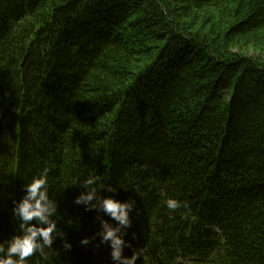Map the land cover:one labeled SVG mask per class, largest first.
I'll list each match as a JSON object with an SVG mask.
<instances>
[{"label": "trees", "instance_id": "obj_1", "mask_svg": "<svg viewBox=\"0 0 264 264\" xmlns=\"http://www.w3.org/2000/svg\"><path fill=\"white\" fill-rule=\"evenodd\" d=\"M261 52L264 0H0V241L48 168L72 248L29 264H114L88 177L135 201L136 264H264Z\"/></svg>", "mask_w": 264, "mask_h": 264}, {"label": "clouds", "instance_id": "obj_2", "mask_svg": "<svg viewBox=\"0 0 264 264\" xmlns=\"http://www.w3.org/2000/svg\"><path fill=\"white\" fill-rule=\"evenodd\" d=\"M48 173L49 169L45 168L34 176L23 186L25 193L23 197L19 201H13L12 215L18 222L19 234L0 241V264H29V258L37 253L46 256L45 250H52L57 238L63 241L65 251L71 250L72 245L65 240V233L58 229L57 221L54 219L58 214V203L49 197ZM99 179L88 177L83 180L79 186L84 191L75 198L74 203L83 205L86 211L95 210L103 213V216L115 222L114 225L102 216H97L100 230L95 234L101 244H106L110 248V258L114 264H136L137 260L142 258L144 249L134 250L131 257L123 255L124 248L131 247L123 237L132 227L130 214L134 210L135 201L121 202L114 197L98 195L94 185ZM103 190L116 192V188L110 185L103 186ZM164 204L170 212H175L182 206V202L173 198H168ZM183 206L187 207L186 204ZM133 238L135 239V234ZM80 243L87 246L91 239L84 238Z\"/></svg>", "mask_w": 264, "mask_h": 264}, {"label": "rangeland", "instance_id": "obj_3", "mask_svg": "<svg viewBox=\"0 0 264 264\" xmlns=\"http://www.w3.org/2000/svg\"><path fill=\"white\" fill-rule=\"evenodd\" d=\"M256 51L257 50H260V48H256L255 49ZM255 50H253L252 48L250 49V48H247V51H248V53L250 54V55H256L257 54V52L255 51ZM258 55V54H257ZM261 56H263L264 57V52H261Z\"/></svg>", "mask_w": 264, "mask_h": 264}]
</instances>
